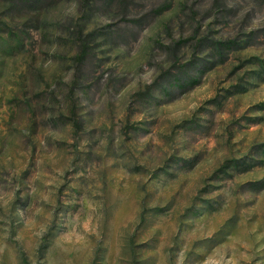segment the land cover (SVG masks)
I'll list each match as a JSON object with an SVG mask.
<instances>
[{
	"label": "rangeland",
	"instance_id": "1",
	"mask_svg": "<svg viewBox=\"0 0 264 264\" xmlns=\"http://www.w3.org/2000/svg\"><path fill=\"white\" fill-rule=\"evenodd\" d=\"M103 1L0 0V264H264V0Z\"/></svg>",
	"mask_w": 264,
	"mask_h": 264
},
{
	"label": "trees",
	"instance_id": "2",
	"mask_svg": "<svg viewBox=\"0 0 264 264\" xmlns=\"http://www.w3.org/2000/svg\"><path fill=\"white\" fill-rule=\"evenodd\" d=\"M11 1V0H10ZM12 1H15V2H20V1H22V2H25V3H32L33 1H36V2H39L40 0H12ZM87 2V1H86ZM111 2H112V0H104L103 2H102V4H105L107 7L108 6H110L111 5ZM85 48H84V46H82V49L80 50V52L78 53V54H76V59L77 60H80L81 58H82V56H83V54L85 53Z\"/></svg>",
	"mask_w": 264,
	"mask_h": 264
}]
</instances>
